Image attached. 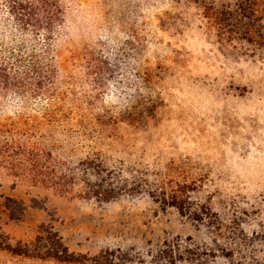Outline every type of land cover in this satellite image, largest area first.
<instances>
[{
    "label": "rangeland",
    "instance_id": "rangeland-1",
    "mask_svg": "<svg viewBox=\"0 0 264 264\" xmlns=\"http://www.w3.org/2000/svg\"><path fill=\"white\" fill-rule=\"evenodd\" d=\"M105 1L65 3L55 43L61 74L106 109L127 100L132 78L141 84L149 75L155 114L96 143L63 141L43 180L0 165L1 230L12 243L53 230L82 254H146L178 243L188 264H264V59L222 47L195 5L166 6L162 24L129 0ZM12 34L18 30L0 0V37ZM110 51L116 69L98 87L87 68ZM84 157L129 187L107 202L88 196ZM164 184L187 194L185 213L161 200Z\"/></svg>",
    "mask_w": 264,
    "mask_h": 264
},
{
    "label": "trees",
    "instance_id": "trees-1",
    "mask_svg": "<svg viewBox=\"0 0 264 264\" xmlns=\"http://www.w3.org/2000/svg\"><path fill=\"white\" fill-rule=\"evenodd\" d=\"M4 1L18 36L12 34L14 38L11 40L0 37V165H6L30 179L43 180L49 164L56 162L53 152L63 150L65 141L83 137L96 143L120 124L136 127L147 124L158 107L152 96L149 75H145L141 84L139 76H133L127 93L123 92L127 100L106 109L97 106V97L93 93L77 91L72 77L61 74L55 43L64 24L65 3L69 0ZM111 1L106 0L105 4L108 6ZM129 2L135 4L133 6L138 4L141 12L150 14L162 24L168 19L166 13H162L166 6L195 5L202 10L222 47L231 48L242 57L264 59V0ZM117 55L110 51L104 61L89 64L88 76H95L93 83L96 85L98 82L96 86L102 85L101 77L103 81L107 79L104 76L111 78L116 69L112 60ZM119 97L115 94V98ZM80 163L86 193L90 197L107 202L129 187L126 180L120 175L114 176L113 170L103 167L102 162L96 164L94 159L84 157ZM178 187V184L161 185L159 194L164 203L185 213L188 196ZM190 214L197 219L201 217L197 212ZM225 255L230 256L228 253ZM0 256L6 258L0 264L189 262L178 243H165L146 254L133 249H103L91 255L71 251L53 230L39 233L28 243H12L1 228Z\"/></svg>",
    "mask_w": 264,
    "mask_h": 264
}]
</instances>
